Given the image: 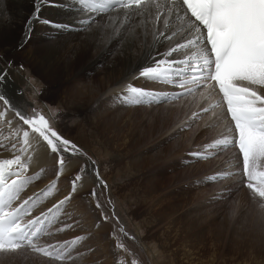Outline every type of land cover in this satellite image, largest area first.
I'll return each mask as SVG.
<instances>
[{"label": "rangeland", "instance_id": "rangeland-1", "mask_svg": "<svg viewBox=\"0 0 264 264\" xmlns=\"http://www.w3.org/2000/svg\"><path fill=\"white\" fill-rule=\"evenodd\" d=\"M77 24L69 25L80 28ZM105 28L90 32L87 63L96 57L92 41L98 43L107 37ZM51 30L44 33L55 41L58 34ZM44 45L47 44L36 42L27 48H33L35 56L42 58L50 51ZM94 64L86 69L88 64L81 62L65 82L34 75L23 64L15 70L9 68L13 79L25 90L27 114H43L83 154H65L62 174L48 175L39 184L30 183L21 196L27 199L55 185L45 199L47 203L39 200L34 206L39 215L42 205L53 209L65 201L56 212L58 216L50 218V228L38 246L55 245L65 259L55 260L24 247L0 253V264H264V198L242 183L238 174L242 160L234 147H207L225 136L230 138L225 111L214 109L215 115L204 112L213 104L207 102L203 106L198 92L159 105H128L115 99L114 104L105 102L106 106L99 104L96 110L100 116L113 111L106 119L114 124V129L107 134L100 124L101 134L94 138L90 133L95 121L87 118L96 114V107L90 105L92 99L84 107L85 112L79 113L65 110L69 102L62 94L67 87L83 85L80 88L85 90L103 66ZM136 82L130 85L147 90H165L167 86L148 79ZM124 92L125 88L116 97ZM0 94L9 100L6 106L12 108L9 96L1 91ZM98 96L91 94L90 98ZM196 115L198 118H194ZM83 120L85 131L76 125ZM3 137L10 135L1 133L0 141ZM192 153H202L205 158ZM77 160L81 164L77 174L82 179L73 191L72 181L77 174L69 181L61 176ZM256 171L264 172V161ZM130 177H134L132 183ZM83 182L91 187L81 190ZM252 182L256 184L258 180L254 178ZM66 197L70 198L65 200Z\"/></svg>", "mask_w": 264, "mask_h": 264}, {"label": "snow or ice", "instance_id": "snow-or-ice-1", "mask_svg": "<svg viewBox=\"0 0 264 264\" xmlns=\"http://www.w3.org/2000/svg\"><path fill=\"white\" fill-rule=\"evenodd\" d=\"M47 2L49 0H38L34 14L38 13L40 3ZM78 4L86 14L82 24L93 22L89 14H99L106 21L109 11L121 13L122 10L124 20L133 21L136 18V23L140 25L151 24L154 33L166 39H172L177 34L171 22H179V34L183 39L166 52L171 59L154 62L144 67L139 75L180 91L157 95L154 91L129 84L116 99L128 105L161 103L193 95L197 89L215 90L218 86L219 93H222L221 104L226 103V114H230L234 122L228 129L233 135L218 139L207 147L227 148L238 143L239 153L243 156L238 173L242 183L253 194L264 198V172L256 171L258 162L264 161V0H78ZM163 29H168V32ZM161 64L166 67L161 69ZM177 65L179 67H174ZM2 80L3 74H0ZM0 101L9 105V100L2 94ZM221 104L209 105L203 111H211L215 115L213 110ZM16 116L35 135L36 145H42L44 153L56 161L57 175L62 174L65 167V154H83L79 146L56 131L43 114L37 112L28 116L16 111ZM22 135L23 148L17 149L15 143L11 145L12 149H17L13 152L14 158L0 159V253L28 247L55 260H63L65 254L55 245L45 248L39 247L38 243L49 213L60 211L65 201H60L48 213H42L22 226L23 217L30 215L37 201L47 198L55 185L13 207L25 188L34 182L33 176L27 175L32 160L28 151L39 150L30 144L28 130H24ZM0 147L5 146L0 144ZM191 155L205 158L202 153ZM40 171L42 173L43 169ZM34 175L39 179V174ZM254 178L258 183L252 182ZM81 179V175L75 176L73 191ZM96 206L99 208L100 204Z\"/></svg>", "mask_w": 264, "mask_h": 264}, {"label": "bare ground", "instance_id": "bare-ground-1", "mask_svg": "<svg viewBox=\"0 0 264 264\" xmlns=\"http://www.w3.org/2000/svg\"><path fill=\"white\" fill-rule=\"evenodd\" d=\"M37 2H34V0H0V74H3V80L0 81V91L7 94L12 101L10 102L12 108L7 107L3 101H0V134H5V137L10 135L9 138L0 141L5 146L0 147V159L14 158L11 145L15 143L17 147L23 148L22 134L24 130H28L30 132V144L33 148L39 149L36 152L31 149L28 151V156L32 157L29 174L31 173L33 181L39 184L48 175L56 174L58 166L51 155L44 153L42 145H36V137L31 133L30 128L17 118L16 111H22L23 114L28 115L25 108L27 98L24 88L16 82L17 79H13L11 73L13 70L10 71L9 68L14 69L23 64L34 75L44 76L43 78L49 79L51 82H65L72 78L73 74L76 73V67L81 62H84V66L88 64L86 69L94 66V63L102 64L103 66L96 71L98 75L93 78L91 84L85 90L80 88L83 85L80 87H67L62 90L63 98L69 102L68 106L65 107L67 111L85 112L84 107L92 99L90 105L93 104L96 107L94 108L96 114H91L87 118L95 121V129H92L90 134L92 137L98 138L101 134L98 125L102 124V128L107 134L114 129V124L109 123V120L106 119L107 115L110 116L113 111L100 113L102 115L100 116L96 112L98 105L105 102H107V105L111 104L110 102L114 104L117 92L126 88L129 84L136 81V83H139V81L147 79L139 75V72L144 67L161 59H171L166 56V52L170 46L182 41L183 37L179 34L178 21L171 22V27L177 30V34L172 39H166L164 36L155 34L151 24L147 26L140 25L136 23V18L133 21L124 20L121 14L122 10L121 13L110 12L106 14L109 18L106 21L99 14H89L92 15L93 22L82 24L81 20L86 14L81 10L82 6L78 4L77 0H49L47 3H40L38 13L34 14ZM98 20L99 23L96 22ZM71 22H78L77 25L80 28L69 25ZM104 26L106 27L105 34H107V37H104L103 40L100 39L101 41H98V43L92 41L91 44L96 57L94 61L87 63L86 55L90 54L91 50L89 45L90 32H101ZM47 29H52V32L58 34L57 40L54 41L51 37L46 36L44 32ZM83 29V32L73 33ZM163 31L167 33L168 29H163ZM36 42L47 44L44 45V48L46 51L50 50L49 54L44 55L42 58L36 57L35 53L37 52L33 48H27V46ZM165 67L161 64V69ZM100 75L102 76L98 79ZM19 79L23 82L21 77ZM168 87L165 86L164 91H174L173 87L167 89ZM196 92L198 93L196 94ZM196 92L195 94L199 95L198 101L203 102V106L207 102L221 104L222 98L216 89L206 91L197 89ZM91 94L93 97L96 94L99 96L90 98ZM215 109L219 112L221 111L219 109L224 111V103ZM225 118H227L229 124L228 130L232 125L227 114ZM76 125L82 131L86 130L85 120L78 121ZM78 132L80 133V131ZM80 165L78 160L70 164L63 171L64 175L61 178L68 181L73 179ZM41 169H43L42 173ZM34 173L39 174V179H36ZM134 177H130L129 183H132ZM41 179L42 181H39ZM95 181L97 182L99 179L96 178ZM143 181H145L144 178ZM85 187L90 188L91 184L83 182L79 186L80 189ZM45 199L47 198H43L41 201ZM55 199H58L57 195ZM49 208L50 205H46L41 209V212L43 213Z\"/></svg>", "mask_w": 264, "mask_h": 264}]
</instances>
